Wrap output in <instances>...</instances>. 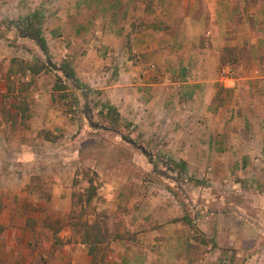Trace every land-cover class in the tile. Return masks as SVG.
<instances>
[{
  "label": "crops",
  "instance_id": "obj_1",
  "mask_svg": "<svg viewBox=\"0 0 264 264\" xmlns=\"http://www.w3.org/2000/svg\"><path fill=\"white\" fill-rule=\"evenodd\" d=\"M0 15L35 26L46 51L16 28L2 30L13 40L0 44L1 208L20 209L7 194L33 191L46 175L69 204L61 156L45 158L30 138L55 146L56 135L83 124L76 107L38 82L14 89L6 76L11 62L48 56L55 72L66 64L81 84L103 90L119 129L131 132L124 143L161 142L165 158L180 162L169 176L182 185L136 187L146 194H132V235L113 241L110 264H264L263 235L231 196L264 179V168H253L264 162V0H0Z\"/></svg>",
  "mask_w": 264,
  "mask_h": 264
},
{
  "label": "rangeland",
  "instance_id": "obj_2",
  "mask_svg": "<svg viewBox=\"0 0 264 264\" xmlns=\"http://www.w3.org/2000/svg\"><path fill=\"white\" fill-rule=\"evenodd\" d=\"M1 16L0 44L6 41L11 44L13 40L10 34L3 33L5 28H16L20 36V33L26 34L27 22L24 23V19L14 21ZM33 29L38 30L35 26ZM4 45H0V52H5ZM48 60L47 56L46 64H43L39 57L28 61L18 59L10 63L15 71L6 76L9 86L14 89L28 91L38 82L44 88L55 91L57 98L54 101L57 103L76 107L73 119L83 124L67 131V134L56 135L55 146L49 147V144L30 138L45 158L53 152L61 156V190H70V200L68 204L64 194L61 196L60 192L53 191L55 187L49 181L53 179L52 175H46L43 185L33 187V191L7 194V200H11L14 206L21 204V208L0 207V264H110L113 241L120 235L124 238L132 235L127 227L129 200L135 197L132 194L137 193L140 198L143 193L146 194L144 189L136 187L157 185L169 188L171 180L176 187L182 185L179 177L169 176L172 174L169 166H179L180 162L165 158V146L161 142L154 146L124 143L130 140L131 132L126 127L119 129L116 108L102 94L103 90L88 88L76 77L81 89L75 90L73 85L66 83L61 73L55 72L56 66ZM5 68L0 61V73L5 74ZM29 70L34 75L26 80ZM45 131V138H52L50 131ZM134 137L136 141L139 138L138 135ZM254 163L253 168H264L261 159ZM46 167L45 174L47 170L51 171V167ZM35 180L41 182L39 177ZM117 190L121 194L118 197ZM240 190L231 195L233 201L239 204L236 211L252 219L258 228L257 234L264 236V179L252 180L247 191ZM91 191L93 198L87 201ZM176 196L182 200L179 191ZM85 224L89 228H97L100 232L98 239L104 240L96 245V259L89 254V245L81 241L84 238L81 226ZM263 236L259 241L262 245Z\"/></svg>",
  "mask_w": 264,
  "mask_h": 264
},
{
  "label": "trees",
  "instance_id": "obj_3",
  "mask_svg": "<svg viewBox=\"0 0 264 264\" xmlns=\"http://www.w3.org/2000/svg\"><path fill=\"white\" fill-rule=\"evenodd\" d=\"M18 29H20V28H18ZM19 32H20V30H19ZM25 33L26 34H24V33H20V34L22 37H29L31 39H34L39 44V47L41 48V50L46 52L45 51V43H44L43 38L41 37L40 31L34 30L33 27H30L29 29L25 30ZM59 69L62 72L63 76L66 78V81L68 83H71L75 87V89H78V90L81 89L80 83L76 80L74 73L66 64L61 65ZM29 71H32V70H29ZM36 71H38V70H35V72ZM93 195H94V193L91 191L87 201H90L93 198ZM70 218L72 220V212H71ZM81 228H83V234H84V238L81 241L83 244L89 245V251L88 252L90 255H93V259H96V254H97L96 251L98 250L96 245H97V243H101L104 240L98 239V237L100 236V232L97 228H95V227L89 228V227H87V224H85L84 226H81ZM80 229L78 232H80ZM92 231H97V232L93 233ZM121 237L124 238L121 235L117 238H121ZM103 256H102V259H103Z\"/></svg>",
  "mask_w": 264,
  "mask_h": 264
},
{
  "label": "built area",
  "instance_id": "obj_4",
  "mask_svg": "<svg viewBox=\"0 0 264 264\" xmlns=\"http://www.w3.org/2000/svg\"><path fill=\"white\" fill-rule=\"evenodd\" d=\"M222 74H224V75H228V74H230V70L225 68V69L223 70Z\"/></svg>",
  "mask_w": 264,
  "mask_h": 264
}]
</instances>
